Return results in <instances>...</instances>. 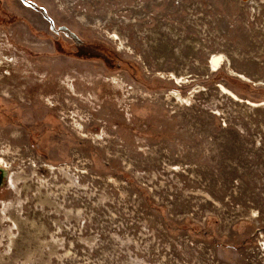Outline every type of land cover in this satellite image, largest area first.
Wrapping results in <instances>:
<instances>
[{
    "label": "rangeland",
    "instance_id": "1",
    "mask_svg": "<svg viewBox=\"0 0 264 264\" xmlns=\"http://www.w3.org/2000/svg\"><path fill=\"white\" fill-rule=\"evenodd\" d=\"M0 92V264H264V0H0Z\"/></svg>",
    "mask_w": 264,
    "mask_h": 264
},
{
    "label": "flooded vegetation",
    "instance_id": "2",
    "mask_svg": "<svg viewBox=\"0 0 264 264\" xmlns=\"http://www.w3.org/2000/svg\"><path fill=\"white\" fill-rule=\"evenodd\" d=\"M30 97V94H27ZM20 104V103H19ZM15 99H7V97L0 92V126H6V123L19 124L22 123L25 111H31L28 107H21ZM18 105V108H17ZM16 106V107H15ZM5 173L0 168V196L2 195L3 188L5 187Z\"/></svg>",
    "mask_w": 264,
    "mask_h": 264
},
{
    "label": "trees",
    "instance_id": "3",
    "mask_svg": "<svg viewBox=\"0 0 264 264\" xmlns=\"http://www.w3.org/2000/svg\"><path fill=\"white\" fill-rule=\"evenodd\" d=\"M77 54L81 57H86V58H105L103 53L99 52L98 49H96L95 47H92V46H89V47L81 46V47H79ZM104 60H106L110 65H112V63H113V59L105 58Z\"/></svg>",
    "mask_w": 264,
    "mask_h": 264
},
{
    "label": "bare ground",
    "instance_id": "4",
    "mask_svg": "<svg viewBox=\"0 0 264 264\" xmlns=\"http://www.w3.org/2000/svg\"><path fill=\"white\" fill-rule=\"evenodd\" d=\"M263 104H264V102H263Z\"/></svg>",
    "mask_w": 264,
    "mask_h": 264
}]
</instances>
